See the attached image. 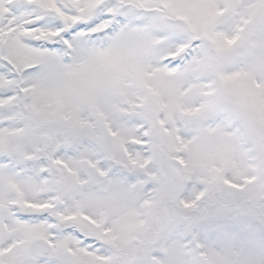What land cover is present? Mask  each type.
Listing matches in <instances>:
<instances>
[{"label": "snow or ice", "instance_id": "snow-or-ice-1", "mask_svg": "<svg viewBox=\"0 0 264 264\" xmlns=\"http://www.w3.org/2000/svg\"><path fill=\"white\" fill-rule=\"evenodd\" d=\"M0 264H264V0H0Z\"/></svg>", "mask_w": 264, "mask_h": 264}]
</instances>
